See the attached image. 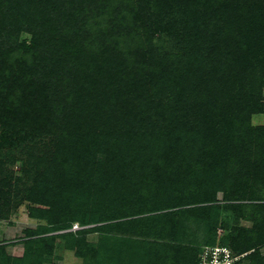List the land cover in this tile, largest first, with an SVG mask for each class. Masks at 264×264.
<instances>
[{
  "label": "rangeland",
  "instance_id": "374dc122",
  "mask_svg": "<svg viewBox=\"0 0 264 264\" xmlns=\"http://www.w3.org/2000/svg\"><path fill=\"white\" fill-rule=\"evenodd\" d=\"M157 1L152 0L148 7H161ZM262 1L260 5L264 6ZM166 6V14L159 17L161 27L154 13L150 23L153 27L145 36L140 24V39L127 40L125 43L132 45L128 50L125 44H117L115 50H99L97 69L101 68L102 73L87 77L99 80L95 95L86 90L75 93L74 86L78 87L83 76L76 72L66 75L69 79L62 76L61 52H49L56 58L44 60L45 50L51 47L46 41L48 34L36 40L42 46L33 63L46 70L37 76L50 79L51 89L60 88L61 93L65 89L69 98L63 93L66 99L60 100L59 105L52 99L54 106L46 126L30 137L6 130L0 124V264H177L165 255L159 257L148 247L147 243L157 238V230L156 221L147 217L169 210L161 209L167 205L162 187L169 179L177 181L185 165L194 163L192 154L198 156L202 149L198 147L199 141L196 144L193 140L198 135L194 131L187 134L186 140H180L181 157L162 160V154L169 153L164 147L178 136L185 137L186 129L197 130L199 124L205 125L195 100L209 94L211 88L215 90L213 79L209 78L211 84L207 83L212 70L220 69L233 80L231 84L238 87L237 96L242 97L245 92L264 105V83L260 86L258 82L264 81V68L254 64L248 68L250 65L243 66L236 59L238 49L242 48L238 42L247 39L248 33L231 12L226 15L218 10L206 24L202 23L203 13H198L202 19L198 18L201 26H197L191 15L196 8L187 10L191 5L186 0H173ZM228 15L232 18L226 20ZM259 31L254 34L257 38ZM17 39L18 43H30L33 34L24 30ZM253 40L260 39L247 41V46L255 50L260 42L252 43ZM137 41L143 42L140 47ZM74 53L62 56L63 62L72 57H89L83 51ZM125 53L129 59L121 63L128 65L133 77L123 79L119 74L122 69L115 70L114 64ZM187 54L192 58L188 60L184 56ZM105 62L108 65L104 66ZM159 67L172 71L168 86L172 84L176 95L166 89L162 90L165 95L157 93L160 85L155 87V82L151 83V75H158ZM24 68L20 81L26 79L29 84L30 66L26 63ZM179 69L184 72L177 77L174 71ZM52 71L57 74H51ZM108 75L121 80L118 86L108 82ZM62 80L67 81L62 84ZM123 80L128 85L121 87ZM138 81L141 87L133 85ZM25 84L22 81L20 86ZM228 84L225 86L232 87ZM15 85L11 79L0 91V120L5 105L10 103L7 92H13ZM31 87L29 84L25 88V98L20 101L30 96ZM33 93L41 95L39 88ZM119 94L126 97L114 104ZM27 102L30 101L23 104ZM26 105L31 109V104ZM173 106L177 114L174 120L170 116ZM61 109L69 113L67 118L59 113ZM251 123L264 125V111L253 114ZM188 144L193 149H188ZM230 179L226 174L222 176L224 183ZM234 201L237 202L226 201L223 191H218L217 204L222 208H216L222 221L218 225L219 235L239 228L250 230L255 224L254 216L242 217L241 211L225 207ZM217 214L212 217L217 219ZM141 216L146 219L143 224L137 221ZM70 217L76 218L73 225L61 222ZM260 253L264 256V244Z\"/></svg>",
  "mask_w": 264,
  "mask_h": 264
},
{
  "label": "trees",
  "instance_id": "16d2710c",
  "mask_svg": "<svg viewBox=\"0 0 264 264\" xmlns=\"http://www.w3.org/2000/svg\"><path fill=\"white\" fill-rule=\"evenodd\" d=\"M172 1L158 0L156 3H161V7L153 10L148 7L152 5V0H0V91L5 89L11 79L14 85L18 83L13 92L10 90L7 92L6 97L10 103L4 107L0 124L6 130L25 134L26 138L30 137L41 132V128L46 126L45 121L49 120L51 108L54 106L53 100L59 105L60 100L66 99L62 97L63 93L65 96L68 95L65 89L64 91L62 89L63 93L60 88L51 89L52 81L46 76L41 78L37 76V73L46 70L33 63V58L36 60L39 57L42 46V43L37 45L36 40L47 37L46 41L51 46L47 51L45 50L44 60H54L56 56L50 53L54 51L56 54L55 50L61 52L59 62L64 78L69 79L66 75L72 72L83 76L78 82V87L74 86L75 93L86 90L92 91L90 94L95 95L99 90L97 89L99 80L87 79V77L101 72V68L97 69L99 50H115L118 48L117 44H125L128 50L131 44L125 43L127 40L140 39L138 34L140 24L145 36L147 35L145 32L153 27L150 23L154 13L157 14L154 19L158 20V26L161 27L163 22L159 17L161 19L166 14L168 8L166 5ZM186 2L191 5L187 10L196 8L191 15L197 26H201L199 20L202 19L198 13H203L205 19H202V23L206 24L208 19L213 17V13L218 14V10L229 15L231 12L238 21H241L245 33H248L247 39L238 42L242 48L238 49L236 59L243 66L250 65L248 68H253V64L254 67L264 68V6L260 5L262 0H230V2L186 0ZM229 15L226 20L232 18V15ZM259 29L261 34L257 38L254 34ZM24 30L33 34L30 43H18L17 38ZM45 33L48 34L46 37ZM251 39H260L252 41V43L260 42L255 50L247 46V41ZM142 43L137 41V46L140 47ZM82 51L89 54L90 58L84 55L76 60L72 57L71 61L63 62L67 52H75L73 54L75 55ZM19 53L21 56H18ZM184 56H187L188 60L192 58L188 54ZM126 59H129L127 53L121 54L118 58L119 63L114 64L115 70L118 71L119 67L122 69L119 74H122L123 79L128 76L133 77L128 65L121 63ZM26 63L30 66L28 74L29 84L32 87L30 96L20 101L25 98V88L29 86L26 79L22 80L26 84L20 86L22 82L20 76L26 69L24 68ZM106 65L107 62L104 63V66ZM178 66L187 69L185 65ZM174 72V75L180 77L184 71L179 69ZM156 73L158 75H151V83L155 82V87L160 85L156 89L157 93L161 96L165 95L162 90L166 89L171 91L172 95H176L171 87L172 84L168 86L170 84L168 78L172 79V71L159 67ZM51 74L57 73L52 71ZM209 78L213 79L215 90L211 88L208 90L209 94L199 95L195 100L205 125L199 124L197 130L186 129L185 137L178 136L172 144L164 147L168 148L166 150L169 153H163L161 159L170 161L171 156L181 157L180 140L182 138L186 140L187 134L193 131L195 134L198 133L193 140L196 144L199 141L198 147L202 151L198 149V156L192 154L194 163H187L184 169L181 166L183 172L178 174L177 181L169 179L162 187L163 193L166 194L167 205L161 209L169 210L160 214L163 219L159 214L147 217L151 221H156L154 228L157 230V238L155 241H149L147 245L150 250L154 249L159 257L165 255L177 264H199L203 247L215 244L226 245L237 255L244 254L234 264H243L245 260H248L249 264H264V256L260 253V247L264 244V226H262L264 225V125L251 123L252 115L263 112L264 105L260 99L251 97V94L244 92L242 97L237 96L238 87L231 84L233 80L220 69L212 70ZM108 79L109 83L112 81V84L117 86L121 81L116 80L112 75H108ZM211 79L207 81L208 84H211ZM66 81L62 80V84ZM91 81L92 83L88 84ZM124 81L121 82V87L128 85ZM258 82L260 86L264 83V81ZM225 83L234 88L225 86ZM133 85L141 87L139 81L134 82ZM38 88L41 95L37 96L33 91ZM120 94L119 99L114 100V104L125 99L126 96ZM175 99L178 100L177 97ZM27 100L30 102L26 104H31V109L23 104ZM84 101L88 102L87 99ZM32 109L35 110V116ZM59 113L65 118L69 116L65 109H61ZM170 116H173V120L177 116L174 106ZM129 119L130 116L126 121ZM168 122L172 123V120ZM188 146V149H193L190 144ZM225 174L229 179L231 178L228 183L222 180ZM150 183L153 185V182ZM220 190L223 191L226 201L237 200L234 201L236 203L230 202L225 205L226 208L235 212L241 211L242 217L254 216L255 224L252 229L239 228L219 235L218 225H221L222 221H219L216 208L220 204L219 201L217 202V193ZM157 195L160 198L161 193ZM213 214H217L218 218L214 219ZM137 219L139 224L146 221L144 216ZM75 220L76 218L70 217L61 222L71 226Z\"/></svg>",
  "mask_w": 264,
  "mask_h": 264
},
{
  "label": "built area",
  "instance_id": "2783aa9c",
  "mask_svg": "<svg viewBox=\"0 0 264 264\" xmlns=\"http://www.w3.org/2000/svg\"><path fill=\"white\" fill-rule=\"evenodd\" d=\"M242 256L244 254L237 255L226 245H205L200 253L199 264H234Z\"/></svg>",
  "mask_w": 264,
  "mask_h": 264
}]
</instances>
